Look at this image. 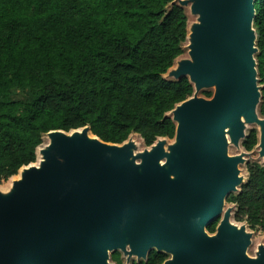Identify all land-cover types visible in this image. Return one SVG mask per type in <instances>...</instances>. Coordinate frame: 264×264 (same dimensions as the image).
I'll return each instance as SVG.
<instances>
[{"label":"water","instance_id":"water-1","mask_svg":"<svg viewBox=\"0 0 264 264\" xmlns=\"http://www.w3.org/2000/svg\"><path fill=\"white\" fill-rule=\"evenodd\" d=\"M174 2L196 16L189 56L164 75L194 86L168 113L175 136L139 150L134 133L112 143L90 125L47 132L36 162L0 187V264H117L114 251L130 264L152 250L168 254L162 264H264V243L250 255L254 233L225 208L245 183L240 165L250 154L229 148L241 147L249 125L264 160L256 0ZM206 89L211 96L200 95Z\"/></svg>","mask_w":264,"mask_h":264},{"label":"trees","instance_id":"trees-1","mask_svg":"<svg viewBox=\"0 0 264 264\" xmlns=\"http://www.w3.org/2000/svg\"><path fill=\"white\" fill-rule=\"evenodd\" d=\"M174 1L0 0V183L36 162L51 130L90 125L104 141L122 143L137 133L148 146L175 136L168 113L194 86L187 76L164 77L187 43L188 14ZM255 7L264 113V0ZM257 143L253 128L242 144L251 151ZM247 167L248 180L227 201L237 205L236 220L264 232V166ZM120 257L111 253L126 264ZM167 257L152 250L130 264Z\"/></svg>","mask_w":264,"mask_h":264},{"label":"rangeland","instance_id":"rangeland-1","mask_svg":"<svg viewBox=\"0 0 264 264\" xmlns=\"http://www.w3.org/2000/svg\"><path fill=\"white\" fill-rule=\"evenodd\" d=\"M186 9V12L188 14V20L189 22L193 21V20H196V16H193L191 13H190V10L189 8H185ZM187 44V43H186ZM186 44H185V51L184 53L180 56V57H185V56H189L188 54V49L186 48ZM260 84V83H259ZM261 86H263L262 84H260ZM205 91H211L213 93V89H206V90H202L200 92V95H203V96H206L205 94ZM262 101V99H261ZM258 111H259V114L264 117V113H262L261 111V102L259 104V107H258ZM255 128L257 131V126L256 125H249L248 126V129H247V133L251 130ZM133 138L137 141V143L139 144V150L140 149H144L146 147V144L144 143V140L143 138L137 134V133H134L133 134ZM48 142V138L45 134L44 136V142L43 144L41 145V147H43L46 143ZM243 151H246L245 147L243 146V144H241V147H236L235 145H231L230 148H229V152L230 154H238L240 152H243ZM247 158H248V162H255L261 166H264V160L262 157L259 156V151H258V148H254L253 150L250 151V154L247 155ZM38 159V158H37ZM247 163L245 164H242L240 165V168H241V174L245 177V182L248 180V177H249V171H248V167H247ZM19 174H16L15 176L11 177L10 179H8L7 181H3L2 183H0V187L2 189H7L11 184H12V180L13 178H16ZM242 186L239 187V189H241ZM240 191V190H239ZM238 191V192H239ZM237 192V193H238ZM229 206H234V210H233V217H232V221L235 222V223H238V224H244V223H247L248 225V230L249 231H252L254 234H253V243L252 245L250 246L249 250H248V253L250 255H255L256 253V250H257V247L259 244L261 243H264V232L258 228H254L252 227L247 221H238L235 219V212L237 210V206L235 203H232V202H229V201H226V205H225V208L229 207ZM122 257V258H121ZM121 257L119 259V261H124L126 262L127 261V257L121 252ZM136 260V258H132L131 261H134Z\"/></svg>","mask_w":264,"mask_h":264},{"label":"flooded vegetation","instance_id":"flooded-vegetation-1","mask_svg":"<svg viewBox=\"0 0 264 264\" xmlns=\"http://www.w3.org/2000/svg\"><path fill=\"white\" fill-rule=\"evenodd\" d=\"M237 206V205H236ZM220 219H221V217L220 218H218L216 221H214V222H217V225H218V223H219V221H220ZM217 225H216V227H217Z\"/></svg>","mask_w":264,"mask_h":264}]
</instances>
